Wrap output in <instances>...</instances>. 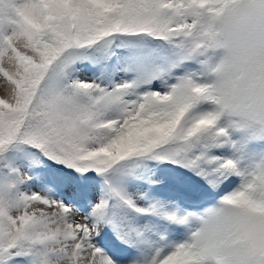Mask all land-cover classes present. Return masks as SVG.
<instances>
[{
    "label": "snow or ice",
    "instance_id": "1",
    "mask_svg": "<svg viewBox=\"0 0 264 264\" xmlns=\"http://www.w3.org/2000/svg\"><path fill=\"white\" fill-rule=\"evenodd\" d=\"M0 264H264V0H0Z\"/></svg>",
    "mask_w": 264,
    "mask_h": 264
}]
</instances>
